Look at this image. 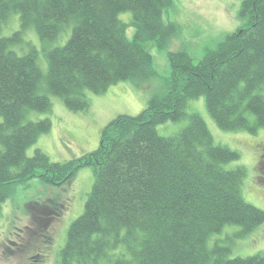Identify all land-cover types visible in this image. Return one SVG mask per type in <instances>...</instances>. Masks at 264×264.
<instances>
[{
	"label": "trees",
	"instance_id": "16d2710c",
	"mask_svg": "<svg viewBox=\"0 0 264 264\" xmlns=\"http://www.w3.org/2000/svg\"><path fill=\"white\" fill-rule=\"evenodd\" d=\"M173 1L0 0V219L16 185L37 178L61 187L84 167L94 172L60 264H264V255L228 259L229 248H208L209 238L229 225L247 236L264 223V211L243 196L246 168H227L240 153L216 144L205 121L186 113L189 100L204 96L222 130L264 128V0H243L244 25L200 61L170 52L163 93L138 116L111 121L96 151L65 163L40 149L26 155L52 128L50 119L31 122L27 115L48 114L52 102L40 94L37 51L20 56L12 46L22 32L1 35L9 17L18 15L22 30L34 28L41 40H54L72 25L67 43L48 54L47 84L67 109L87 113V91L103 95L120 82L143 88L157 77L145 45L165 50L178 34V26L163 19ZM125 12L133 15V39L119 18ZM186 118L177 135L158 134V125ZM260 172L263 180L264 159Z\"/></svg>",
	"mask_w": 264,
	"mask_h": 264
},
{
	"label": "rangeland",
	"instance_id": "374dc122",
	"mask_svg": "<svg viewBox=\"0 0 264 264\" xmlns=\"http://www.w3.org/2000/svg\"><path fill=\"white\" fill-rule=\"evenodd\" d=\"M243 0H174L163 15L166 22L179 28L165 50L155 42L145 47L151 54L157 77L143 88L132 82H120L103 95L86 92L91 109L87 113L67 109L63 101L48 89V54L64 46L72 34V25H64L54 40H41L34 28L22 30L19 16L13 14L2 26L1 35L12 37L22 32L20 41L12 46L20 56L32 48L37 51V62L43 78L40 94L52 102L48 114L29 112L27 120L52 121V128L41 135L26 155L32 157L42 150L52 162L65 163L81 158L98 149L103 129L119 116H138L148 107L154 95L163 93L170 78V52L186 51L194 62L200 61L207 51L215 49L228 35L244 25L240 17ZM120 20L127 26V36L133 39L131 12L121 13ZM187 114H197L206 123L216 144L225 145L240 153V160L227 165L228 169L243 166L247 175L243 196L249 204L264 211V179L260 167L264 159V128L257 133L222 130L209 114L204 96L188 101ZM253 121V117H250ZM188 119L167 122L157 126L162 137H173L188 125ZM91 167L82 168L74 179L61 187L43 184L32 179L16 185L12 195L2 205L0 219V264H60L59 252L66 244L72 223L85 209V203L94 185ZM239 226H226L208 240V248L217 245L229 248L228 259L264 255V223L247 236H241Z\"/></svg>",
	"mask_w": 264,
	"mask_h": 264
}]
</instances>
